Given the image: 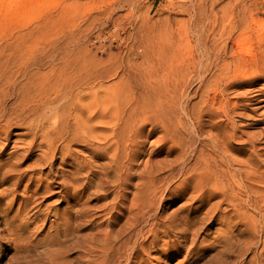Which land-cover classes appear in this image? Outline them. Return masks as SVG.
Listing matches in <instances>:
<instances>
[{
	"label": "rangeland",
	"instance_id": "rangeland-1",
	"mask_svg": "<svg viewBox=\"0 0 264 264\" xmlns=\"http://www.w3.org/2000/svg\"><path fill=\"white\" fill-rule=\"evenodd\" d=\"M198 7L216 11L221 25L247 20L251 26L243 42L230 45L228 57L236 55L249 62L264 54V0H0V50L4 49L0 64L23 61L18 53L8 52L16 47L40 49L44 43L46 47L57 43L58 49L73 42L69 52L77 63L84 56L91 61L89 67L94 60L111 75L98 86L110 87L124 75L129 84L118 89L120 102L132 106L140 92L136 83L145 61L143 46L157 33L168 39L194 41L196 35L190 29L194 18L199 27L211 25L198 18ZM60 52L54 62L57 71L62 69ZM37 63L39 73L48 72L44 59ZM254 73L248 72L250 78H246L247 73L238 78L241 87L222 91L220 96L223 103L227 98H239L238 109L245 114L233 119L235 135L255 141L257 147L253 159L246 145L232 142L234 149L238 148V159L264 164V103L258 102L264 97L253 105L249 102L251 92L264 94V73ZM155 79L153 84L162 86V80ZM197 82L186 87L192 112L202 109L207 96V90ZM98 86L96 104L88 90L87 96L77 100L79 105H73L79 108L70 110V124L75 121L97 129L89 131L90 136L108 135L111 127L112 103L105 101L106 94ZM207 119L205 116L202 123L204 133L196 134L208 154ZM224 120L220 122L225 124ZM21 131L13 128L9 142L0 134V146L6 144L0 162L15 163L26 154L25 144L17 141L26 143L30 138L19 139L16 134ZM177 134L182 143L186 132L178 130ZM161 135L156 128L142 139L136 160L124 161L117 171L122 172L121 179L110 156L93 157L92 146H71L72 158L86 164L79 170L73 159L62 164L59 153L53 164L44 158L41 161L45 163L39 162L45 149L35 144L30 159L18 161L23 181L15 186L12 179L17 175L0 180V264H257L264 244V222L253 198L264 200L260 197L264 196V183L250 182L257 185L250 200L238 174L229 185L224 179L222 188L216 190L207 184L196 189L186 186L178 173V141L159 142ZM99 143L94 141V145ZM187 157L188 167H192L196 158ZM30 176L34 181L27 185ZM36 180H41L38 188Z\"/></svg>",
	"mask_w": 264,
	"mask_h": 264
},
{
	"label": "bare ground",
	"instance_id": "bare-ground-1",
	"mask_svg": "<svg viewBox=\"0 0 264 264\" xmlns=\"http://www.w3.org/2000/svg\"><path fill=\"white\" fill-rule=\"evenodd\" d=\"M229 16L231 17V14ZM198 18L201 22H211V25L208 24L209 28L199 27L198 19L194 18L191 21L193 24L191 23L190 26V29L195 33L191 34L196 35L194 41L168 39L164 34L159 35L158 33L157 35L152 34L155 37L152 36L147 40L149 46H143L145 61L143 68L140 69V79L136 83L140 92L138 98H133L132 106H125L120 102L121 95L118 93V89L129 84L124 75L110 87L98 86L111 75L94 60L89 67L91 61H88L84 56L80 57L81 63H77L76 56L69 52L70 47L74 45L73 42H66L62 48L58 49L57 43H50L47 47L44 43V48L40 47V49L26 45L24 49H18L15 46L13 51L9 50L8 52H12L11 54L18 53L19 58L23 61L19 64L15 62L16 60L11 64H8V61L5 62L6 64H0L2 65L0 66V134L3 135L6 142H9L11 130L21 128L23 131L17 133L16 136L19 139L21 137L30 139L26 143L17 141L25 144L27 150L21 160H17L15 163L0 162V180L6 181V177L17 175L12 179L14 185L23 181L18 161L30 159L35 144L38 148L44 147L45 149L38 161L42 162L41 160L44 158L46 160L44 161H49L50 164H53L56 153L60 154L62 164L71 161L70 159H73L71 153L73 144L92 146V156H110L117 173V171H121L124 161L128 163L136 160V153L139 151L142 139L149 136L154 129L159 128L162 134L159 142L168 140L175 144L174 142L178 141V143L176 142L179 147L178 157L181 160L178 173L183 176L182 184L190 185L194 189L207 184L216 190L219 187L222 188L225 183L224 179L227 184H231L228 181L236 179L238 174L250 193L248 199L250 200L251 193L256 189L253 186H257L250 182L264 183V166H262L264 164H259L257 160L238 159L239 155L235 154L238 148L235 150L232 142L246 145L254 156L253 159L257 156L255 155L257 147L255 141H251L249 138L243 140L239 137L240 135H235L233 119L245 114L238 109L239 98H227L223 103L220 93L240 88L242 83L239 80L245 78V74L248 72L249 74L264 73V54L254 61L250 59L251 62H247L245 57V60L235 58L236 55L228 57L229 53L227 54V52L230 45L238 46L241 41L243 42V35L246 31L251 29V26L246 24L247 20L244 23L231 21L228 26L221 25L216 11L206 10L202 7H198ZM224 20L222 21L224 22ZM59 50L61 51L62 63L60 66L62 69L57 71L54 62L57 61ZM3 51L4 49L0 50V53L4 54ZM238 54L240 55L239 52ZM15 58L17 57L15 56ZM40 59H44L49 66L48 72L43 74L39 73L41 69L37 61ZM14 68L19 69L18 73L12 72ZM248 75L246 78H250ZM156 77L162 80V86L153 84L157 80ZM238 78L240 79L238 80ZM194 80L207 90L202 109L199 108V111L196 110L198 107L194 109L197 113L190 111V96L186 90V87L191 85L190 82ZM247 84L252 86L250 83ZM97 86L103 89L102 93L106 94L105 101L112 103L109 123L111 127L108 135L90 136L89 131L97 129L95 127L86 128L75 121L70 124V110L79 108L73 105H79L80 101L77 102V100L87 96L88 90H91L93 104H96ZM173 87L177 90L173 91ZM220 89L222 90L220 91ZM251 93L250 97H247L251 98L249 102L252 105L255 104L257 98L264 97V94L259 91ZM201 98L203 99V97ZM259 100V103H264V98ZM10 101L13 102L10 104ZM244 107L247 111V106L244 105ZM262 107L264 106L261 105ZM205 116L209 118L207 121L210 124V129L206 133L210 149L208 154L204 153L202 143H198L196 134L197 132L204 133L202 123H204ZM222 118L225 119V124L220 122ZM147 125L149 128L145 134ZM191 126L196 127L195 133ZM178 130L186 132L182 143L178 140ZM182 136L184 135L182 134ZM94 141H99L101 144L94 145ZM198 144H200L199 147ZM5 145L4 143L0 146V152ZM248 150L246 149V151ZM187 156L196 158L192 167H188ZM73 160L77 162L76 166L79 170L86 167V164L78 162L76 157ZM37 164L34 165L37 166ZM117 175L121 179L122 172ZM149 179H151L149 182L151 184L152 177ZM26 181L27 185H31L34 178L30 176ZM36 182V188H38L41 180H36ZM150 186L147 185V187ZM47 187H50L49 184ZM255 192L258 193V191ZM253 200L254 207L260 210L261 221L264 222V200L258 198H253ZM257 257L259 259L256 263L260 264L264 258V244H262Z\"/></svg>",
	"mask_w": 264,
	"mask_h": 264
}]
</instances>
